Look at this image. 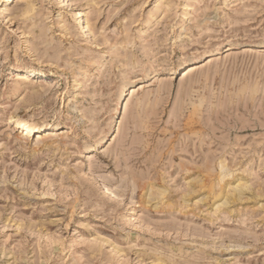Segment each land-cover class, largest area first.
I'll return each instance as SVG.
<instances>
[{
	"label": "rangeland",
	"instance_id": "obj_1",
	"mask_svg": "<svg viewBox=\"0 0 264 264\" xmlns=\"http://www.w3.org/2000/svg\"><path fill=\"white\" fill-rule=\"evenodd\" d=\"M30 1L0 0V264H264V0Z\"/></svg>",
	"mask_w": 264,
	"mask_h": 264
},
{
	"label": "bare ground",
	"instance_id": "obj_2",
	"mask_svg": "<svg viewBox=\"0 0 264 264\" xmlns=\"http://www.w3.org/2000/svg\"><path fill=\"white\" fill-rule=\"evenodd\" d=\"M64 1H66V0H63V2ZM30 2H27V5L25 6V10H29L30 8H32V3H30ZM86 26H87L86 21H83L82 22V27H85L86 28ZM16 75H17L18 78H25L26 77V75H24V74L17 73ZM14 121H15V126L17 128L23 129L25 131V133H31V132H37V133H39V132H41V131L44 130L43 127L45 126V125H34L31 122H28L27 120L21 119V118H18V117L17 118H14Z\"/></svg>",
	"mask_w": 264,
	"mask_h": 264
}]
</instances>
